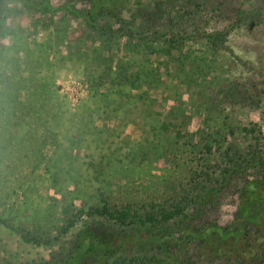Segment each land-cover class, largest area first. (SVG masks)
Listing matches in <instances>:
<instances>
[{
  "label": "rangeland",
  "instance_id": "1",
  "mask_svg": "<svg viewBox=\"0 0 264 264\" xmlns=\"http://www.w3.org/2000/svg\"><path fill=\"white\" fill-rule=\"evenodd\" d=\"M234 10L241 12L239 27L217 53L195 44L185 45L183 51L168 50L159 42L156 51L136 54L127 48L139 40L129 35H101L62 12L32 14L17 1H7V11L0 15V80L43 75L53 79L71 111L90 96L94 106L106 102L109 107L101 109L94 129L79 137L76 148L64 139L57 155L52 146L43 149L38 173L48 167L50 173L61 174V181L55 186L43 180L36 188L24 189L22 199L15 198L14 209L10 206L4 212L17 218V232L0 223V263L68 260L81 230L108 226L107 221L80 211L98 204L97 189L104 190L110 204L130 200L172 205L190 194L192 180L206 167L214 164L220 169L227 156L244 154L253 138L262 137L264 145V0H228L229 17L213 26L221 29L232 22ZM41 43L47 47H37ZM121 61L149 63L158 80L152 88L142 80L136 82L126 91L130 97H123L128 104L114 110V77ZM204 69L209 76L199 77ZM3 99L6 105L10 101L7 95ZM146 102L150 105L144 111ZM148 107L159 119L143 117L150 113ZM160 126L159 135L152 128ZM250 128L256 133L246 134ZM98 171L107 174L103 183L94 177ZM134 190L137 196L132 195ZM220 205V220L226 222L234 203L226 197ZM22 230L43 244L23 240ZM115 264L168 261L154 253Z\"/></svg>",
  "mask_w": 264,
  "mask_h": 264
},
{
  "label": "trees",
  "instance_id": "2",
  "mask_svg": "<svg viewBox=\"0 0 264 264\" xmlns=\"http://www.w3.org/2000/svg\"><path fill=\"white\" fill-rule=\"evenodd\" d=\"M7 1L0 0V15L7 11ZM15 1L32 14L62 12L98 34L136 38L139 41L127 48L136 54L145 49L156 51L159 42L168 50L183 51L185 45L195 44L205 48V52L217 53L239 27L241 15L239 10H234L233 21L217 29L213 23L229 17L228 0ZM37 47L47 46L41 43ZM127 63L119 62L115 71L116 89L111 106L114 110L128 104L123 97H130L126 91L136 82L142 80L152 88L158 80L149 63ZM133 67L135 70H130ZM202 75L203 78L209 76L206 69L199 77ZM41 76H3L0 80V223L15 232L17 218L9 211L4 215L8 207L14 209L15 198L22 199L24 189L36 188L43 180L55 186L61 181V174L50 173L48 167L45 173H38L45 156L43 149L52 146L53 155H57L64 139H69L76 148L79 137L89 135L95 121L109 107L106 102L94 106L90 96L71 111L57 94L53 79ZM19 92L23 93L22 98ZM5 95L10 100L7 105ZM148 105L146 102L144 111ZM148 108L150 112L152 108ZM143 117L147 121L153 117L159 119L151 112ZM121 119L126 117L121 116ZM156 128L152 129L160 135L163 128ZM244 131L249 134L257 130ZM261 139L253 138L244 154L227 156L220 169L214 168V164L206 167L192 180L190 194L172 205L130 200L110 204L104 190L97 189L98 204L80 211L107 221L108 226L81 230L68 260L26 264H79L89 260L115 264L117 261L134 262L140 256L150 257L154 253L164 256L168 264H264V145ZM94 177L103 183L107 174L98 171ZM138 194L132 191L133 196ZM226 197L234 206L231 217L223 222L218 213L221 199ZM117 227H121L120 231ZM20 235L34 245L43 244L29 232L22 230ZM128 255L131 257L127 258Z\"/></svg>",
  "mask_w": 264,
  "mask_h": 264
}]
</instances>
